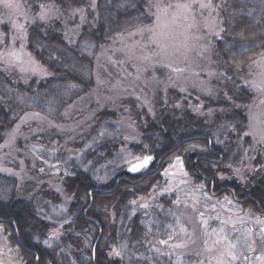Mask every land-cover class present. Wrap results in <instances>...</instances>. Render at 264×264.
Listing matches in <instances>:
<instances>
[{
  "label": "rangeland",
  "instance_id": "rangeland-1",
  "mask_svg": "<svg viewBox=\"0 0 264 264\" xmlns=\"http://www.w3.org/2000/svg\"><path fill=\"white\" fill-rule=\"evenodd\" d=\"M16 2L21 5L19 13L0 4V21H2L0 28L8 26L11 37L17 34L13 27L14 23L23 24L27 34L26 23H32L30 20L35 21L34 18L38 16L28 13L27 0H16ZM170 2L176 3L180 0H170ZM213 2L217 6L214 17L224 31L219 37L212 36L205 28L196 33L211 42L212 47L206 53L207 58L198 55L197 50L188 52L187 59L177 52L170 60L163 61V64L172 63L173 68H180L183 71L174 72L163 64H157L154 69L149 68L144 72L140 79H135L136 70L132 64L138 62L129 61L120 49L140 40V37L123 35L109 47L102 48L93 62V73L96 78L94 91L77 99L59 115L56 111L49 110L28 113H40L41 116L62 124L65 128L64 133L56 129H47L38 134L35 130L41 126V121L33 118L25 121L24 118L28 114L17 124L20 125L19 131H15L16 125L8 133L0 147V172L6 178L12 179L14 194L25 198L29 202L25 205L34 212V224L39 226V229L32 238L41 250V264H94L92 252L100 231L102 237L95 256L99 260V257L109 255L110 258L105 260L107 264L111 262L112 264H119L118 262L120 264H216L215 257L218 252L215 249L208 250L209 243L215 239V236L210 238L205 235L201 218L191 207L190 197L184 196V191L196 185H203V192L211 198L205 204L201 196V203L197 205V208L204 212V219L208 220V232L221 226V221L215 218L217 215L221 220L229 217L235 220L240 216L244 218L245 223H237L236 229L252 228L258 236L260 225L256 224L255 217L264 218V212L258 210L259 205H257L258 209L245 204L241 206L232 199L231 194L213 196L209 191L213 183L204 180L207 176L200 174L203 181H196V178L188 173L183 155L189 152L198 153L199 156L209 155L211 150L209 141L205 139L206 136L202 138L208 141V149L191 142L186 145L183 153L168 159L166 157L154 181H150L146 194L135 193L134 197L128 198L129 202L126 201L127 203L120 207H116V204L109 209L100 207L96 212L100 213L99 217L105 229L95 220L90 224L82 221L83 217L86 220L92 219L89 217L92 208L87 216H84L90 203L86 209L85 204L76 208L64 187L65 179L79 172L89 176L96 187H106L115 182L116 186L118 175L130 168L128 161L135 164L137 163L135 157L147 156L141 154L143 142L138 131L140 119L144 116L142 114L151 117L159 114L169 116L174 114L175 109L179 117L184 116L185 110L191 111L212 128L209 136L212 149L223 156L222 165L211 164L214 170L221 168L214 177L222 176L224 181L233 182L237 179L242 182L251 176H258L264 186V144L257 143L264 135V103H261L264 101V95L244 83V80L259 79L261 69L252 63L253 60H258L259 56L245 64L240 62V68L233 70V77L225 78L222 73V63L217 61L214 55L219 49L218 42L224 41L225 22L228 20L226 0H213ZM48 7L53 8V14L47 21L62 19L64 23L72 24L79 18V23L72 25L76 28L81 27L80 24L84 19L81 20V13L78 11L63 15L57 7L53 5ZM204 15H208L207 10H204ZM196 16L197 21L200 22L202 17L199 10L196 11ZM9 17L12 19L9 20ZM181 39L182 37L178 36L176 43L179 44ZM221 47L225 53L233 50V47L225 42ZM13 49L22 54L23 63L14 62L10 65L0 62V64L8 69H15L20 75L27 77L42 79L48 75L42 74L39 70L33 71L36 65L44 67L28 50L27 36L24 40H17L15 44L10 41L9 47L0 52V61L7 60L9 50ZM153 50H155L154 46L149 44L147 51ZM28 54L35 64L29 63ZM231 64L234 67V63ZM228 65L230 66V63ZM209 70L214 75L209 76ZM182 88L185 90L182 91ZM230 89L235 94H230ZM235 109H241L245 117L242 133H240L242 130L237 128L236 120H230L229 117ZM103 111L107 112L106 117L97 123L98 115ZM229 125L235 126L236 132H232L231 127L225 128ZM104 130L111 135L105 134L101 137L99 134ZM14 131L12 141L4 146L9 141V135ZM244 133L251 134L244 135ZM192 140L195 138L189 141ZM180 143L171 150L177 148ZM32 145H36L37 149L43 146L44 150L34 152ZM54 149L55 154L50 155ZM176 157L180 158L183 170L188 173L187 177L182 176L175 167ZM45 160L48 163H45ZM158 161L155 158L151 160L153 171ZM41 168L44 169L43 172L40 171ZM237 169L240 170L239 174ZM98 176L103 179H97ZM182 180L188 183H181ZM168 188L172 191H165ZM6 191L10 192L5 188L1 193ZM197 195L201 194L197 193ZM141 197L146 198L144 202L149 204L147 209L141 206ZM178 197L183 201L180 205L175 203ZM225 197L232 203L228 204ZM133 200L138 203L132 204ZM160 205H163L164 210H161ZM249 212L252 216L246 215ZM105 214H109L110 219H104ZM66 220L69 223H65ZM182 227L186 231L182 232ZM4 228L2 226L0 230L1 246L5 244V237L10 235ZM56 229H59V236L52 237L51 234ZM225 231L233 241L240 236V232L233 229L231 224L226 226ZM45 240H49L51 246L45 244ZM162 240L167 243H159ZM181 243H186L187 246L175 247ZM5 245L13 250L14 245L11 243ZM99 247L101 252L97 254ZM114 250L121 251V256L113 255ZM14 251L18 254L12 255L13 261L18 264H25L26 261L29 263L26 257L20 254L21 251L17 246ZM260 252L261 249L257 246V251L246 253L247 261L241 260L238 264H253ZM96 258L94 260L97 263ZM29 260V264L31 260L34 263L33 256L29 257ZM256 264L259 262L256 261Z\"/></svg>",
  "mask_w": 264,
  "mask_h": 264
},
{
  "label": "trees",
  "instance_id": "trees-1",
  "mask_svg": "<svg viewBox=\"0 0 264 264\" xmlns=\"http://www.w3.org/2000/svg\"><path fill=\"white\" fill-rule=\"evenodd\" d=\"M27 3V11L33 16L38 15L40 4H46L57 7L63 15H69L74 12V9H83L84 20L80 28L72 25L79 23V18L72 24L64 23L62 19L47 22L35 19V21L30 20L32 23H26L27 48L47 70L48 75L42 79L27 77L20 75L15 69H8L0 64V146L5 142L8 133L26 114L34 111L44 112L51 108L59 115L77 99L94 91L96 78L93 73V62L99 51L109 47L121 37V34L126 35L134 31L137 20L153 23L150 11L154 10L149 9L148 0H27ZM226 8L228 20L226 21L225 16L224 41L218 42L219 49L214 58L222 63L223 75L231 78L235 69L231 64L234 63V58L245 64L258 57L260 53H264V0H226ZM0 33H5L7 37L5 45H0L1 52L10 45L11 30L8 26H3L0 28ZM224 42L233 47L231 52L225 53L222 50L221 46ZM85 44H91L93 47L85 50ZM73 85L75 87H72ZM229 93H233L232 89ZM106 113V111L99 113L97 123L103 121ZM142 116L144 118L140 119L138 130L143 142L142 155H150L157 161L184 140L187 142L169 157L183 153L186 145L191 142L208 149V141L202 137H209L212 128L191 111L185 110L184 116L181 117L177 109L174 110L173 115L169 116L164 114L155 117L147 114ZM229 117L230 120H236L237 128H240L242 133L245 117L241 109L233 110ZM191 138L195 140L189 141ZM210 155L211 153L202 157ZM183 156L188 173L195 177L196 181L201 180L202 177L197 176L194 167V161L201 156L193 152L185 153ZM220 165L222 163L217 164V166ZM197 170L199 174L212 178L217 188L221 186L232 188L237 198L247 200L245 205L253 206L255 209H258L257 205H259L264 209V186L257 178L258 176H251L242 182L237 179L233 182H222L220 176L214 177L217 170H214L205 160L197 162ZM157 174L158 172L146 176L137 184L122 181L112 193L102 194L95 191L93 207L89 212V217L92 219L86 220L83 217L82 221L90 224L92 220H95L105 229L99 217L100 213L97 214L96 211L100 207L109 209L114 204L120 207L129 202L128 198L134 197L135 193L146 194L150 181H154ZM122 177L134 178L128 171L118 175V179ZM5 178L0 172V225L5 227L7 233H10L5 237L4 242L7 245L10 243L14 245L13 250L17 246L30 263L31 256L26 253V249H33L41 254V250L32 238L39 226L34 224L33 210L25 205L29 202L23 197L16 196L12 190L14 186L12 179ZM115 183L99 188L89 176L79 172L66 178L64 187L70 194L73 205L78 208L85 204L86 209L90 203L89 194L92 190H111L115 188ZM5 188L10 192L1 193V190ZM103 218L110 219V216L105 214ZM1 219H11L15 223L20 243L14 234L12 223L1 221ZM5 244L3 245L6 246ZM100 248L97 254H100ZM96 260L99 264V260L97 258ZM31 264H34L32 260Z\"/></svg>",
  "mask_w": 264,
  "mask_h": 264
},
{
  "label": "snow or ice",
  "instance_id": "snow-or-ice-1",
  "mask_svg": "<svg viewBox=\"0 0 264 264\" xmlns=\"http://www.w3.org/2000/svg\"><path fill=\"white\" fill-rule=\"evenodd\" d=\"M149 9H154L155 11H150V15L155 18L154 23H143L137 20V24L134 27V31L128 33V36L135 37L139 36L140 40L135 41L131 45H127L125 48L120 49L127 57L129 61H136L138 63H133L132 66L136 70V77L135 79H140L144 72H147L149 68H153L157 64H163V61L170 60L171 57L179 52L185 59H187V54L190 51L197 50L198 55L202 58H207L206 53L211 50V42L205 40L203 35H197L196 33L200 32L202 28L207 29V32L212 36L219 37L221 32L224 29L220 26L217 22V19L214 17V13L217 11V6L214 4L213 0H180V2L171 3L170 0H148ZM0 4H3L6 8L14 10L16 13H19L21 5L16 2V0H0ZM40 12L38 16L34 19L47 21L50 15L53 14V8H49L46 4H40ZM200 11V15L202 20L200 22L197 21L196 11ZM204 10L208 11V15H204ZM81 13V20L84 19V10L83 9H74ZM12 18L9 17V20ZM2 22V21H0ZM14 29L16 30V35L11 37V42L15 44L17 40H24L26 39V31L23 24L14 23ZM123 36V34H121ZM180 36L182 39L180 40L179 44L176 43L177 37ZM7 40L5 33H0V45H5ZM146 41V43H144ZM203 41V43H201ZM153 45V51H147L148 45ZM85 50L93 47L91 44H85ZM29 55V63L35 64L34 61L31 60V55ZM7 60L0 61L6 62L8 64H13L14 62L23 63L22 54L18 53L17 51L9 50L7 54ZM115 63V61H113ZM252 63L256 64L260 69L259 79L258 80H244V83L251 88L256 89L262 95H264V53L259 54L258 60H253ZM163 66L172 69L174 72H181L183 71L180 68H173L172 63L163 64ZM234 67L239 69L240 68V61L235 60L234 58ZM39 70L42 74H47V70L42 68L39 65H36L33 68V71ZM208 75L212 76L214 73L209 70ZM227 79V77H225ZM175 86V85H173ZM72 87H75L73 85ZM184 91L185 89H181ZM209 94H211V90H209ZM230 99V97H229ZM264 103V101H261ZM49 111L51 112L52 109L50 108ZM29 118L38 119L41 121V126L38 127L35 131L39 134L40 132L46 131L47 129H56L60 133L65 132V128L62 124H58L55 121L48 119L46 116H41L40 113H31L25 116L24 120L26 121ZM46 125V127H45ZM231 127L232 132H236L235 126H225ZM20 125H17L15 131H19ZM15 131L9 135V141L6 142V145L12 141ZM105 134L111 135V133H106V130L100 132V136H104ZM251 133H244V135H250ZM219 142V140H217ZM257 143L264 144V135L260 137ZM2 147V146H0ZM91 147V145L89 146ZM195 147V146H192ZM32 150L36 151H43V146L40 149H37L36 145H32ZM55 149L50 153V155L55 154ZM137 163L133 164L131 161H128L130 171H139L142 168L146 167L153 157L150 155L143 156V157H135L134 158ZM177 164L175 165L176 168L179 169L180 174L182 176L187 177L188 173L183 170V164L180 161L179 157H176ZM48 163L47 160L44 161ZM41 172L44 171L43 168L40 169ZM239 174L240 170H236ZM175 174V173H174ZM97 179H103L102 177H97ZM181 183L187 184L188 182L182 180ZM165 191H172L171 188L165 189ZM183 191V190H182ZM200 193L201 195H197ZM185 197H190L192 203L191 207L196 210L197 214L200 216L201 224L204 226L205 235L215 236L214 240H211V243L205 241V243H209L208 250L211 251L215 249L218 252V255L215 257L216 264H238L239 261L248 260V256L246 253L248 252H255L257 251V246L261 249L260 255L255 257V261L253 264H256V261L259 264H264V218L255 217L256 224L260 225L259 234L256 235V232L252 228H245V229H236L237 223H245L243 217L237 216L235 220L231 217L221 220V217L217 215L215 218L221 221V226L218 229H212L211 232H208V220L204 219V212L200 211L197 208V205L201 203V196L205 204L211 199L207 193L203 192V185H196L192 186L190 190L184 191ZM146 201L145 197L140 198L141 206L145 209L149 207V204ZM225 201L228 204H231V201H228V198L225 197ZM183 201L178 197L175 201L177 205H180ZM132 204H137L138 202L133 200L131 201ZM217 203H220L217 201ZM161 210L163 209V205L159 206ZM224 207V205H221ZM213 209H215V205H213ZM170 211V210H169ZM246 215L252 216V213L249 212ZM65 223H69V221H65ZM231 224L232 228L240 232V236L233 241L229 238L228 234L225 231L227 225ZM63 225H61L62 227ZM0 230H2V226H0ZM181 231L184 232L186 229L183 227ZM52 237L59 236V229H56L52 234ZM45 244L51 246L49 240L44 241ZM159 243L166 244L167 241H159ZM186 243H181L175 245V247H186ZM218 246V247H217ZM115 256H121V251L114 250L112 253ZM198 255V254H197ZM0 264H3L0 261Z\"/></svg>",
  "mask_w": 264,
  "mask_h": 264
},
{
  "label": "flooded vegetation",
  "instance_id": "flooded-vegetation-1",
  "mask_svg": "<svg viewBox=\"0 0 264 264\" xmlns=\"http://www.w3.org/2000/svg\"><path fill=\"white\" fill-rule=\"evenodd\" d=\"M213 150H215V149H213ZM209 152L211 153V155L210 156H206L205 157V161L209 162L210 164H215V165L222 163V162L219 163V156L218 155L213 153L212 150L209 151ZM194 166H195V169H196V174H197V176H199L200 174L198 173V170L196 168V162L194 163ZM152 171H153V163L150 162L148 168L144 167L141 170L137 171L135 174L131 175L132 177H134L133 179L125 178L124 181H127L130 184H137V183H139L140 181L143 180V177L145 176V174H146V176L151 175L153 173ZM220 179L222 180V182L224 181L223 177H220ZM204 180H206L207 182L211 181V183H213V188H212V186L209 187V191H210L211 195L217 197V196H225L227 194H231V197H232L233 200L237 201L241 206H244V204L242 203L244 200L237 198L235 196V192L233 191L232 188L224 187V186H221V187L217 188L215 186V183L213 182L212 178H210V177L204 178ZM211 188H212V190H211ZM259 208H260V206H259ZM258 210H260V212H264V210L262 208H260ZM26 253L33 256L34 264H36V262H37V257L39 259L38 260V264H41V257H40V254L37 251H35L33 249H26ZM13 254H18V253L16 251L12 250V249L7 248L4 245L3 246L0 245V261H2L3 264H18L17 262L12 260L13 259V257H12ZM20 254H22V253L20 252ZM95 258H96V256H95ZM106 258L109 259L110 256L109 255L108 256L104 255L103 257H99L100 264H107V263H105ZM22 259L25 261L24 258H22ZM25 264H27V263L25 262ZM95 264H97V263L95 262ZM111 264H112V262H111Z\"/></svg>",
  "mask_w": 264,
  "mask_h": 264
},
{
  "label": "water",
  "instance_id": "water-1",
  "mask_svg": "<svg viewBox=\"0 0 264 264\" xmlns=\"http://www.w3.org/2000/svg\"><path fill=\"white\" fill-rule=\"evenodd\" d=\"M205 139H207V140L209 141V149L212 150L213 153H215L216 155L219 156V158H220V159H219V163L222 162V161H223V156H222L220 153H218V152H216V151H214V150L212 149V142H211V140H210L208 137H205ZM184 142H185V141L181 142V143L178 145V147L181 146ZM178 147H177V148H178ZM177 148H175V149H173V150H170V151H168L167 153H165V154L159 159V161H158V163H157V167H156V169H155L153 172H157V171H159V169H160V167H161V164H162L163 160H164L166 157H168L170 154H172ZM148 166H149V164L146 166V168H148ZM128 171H129L130 173H132V174H134V173L137 172V171L134 172V171H130V170H128ZM123 180H124V178L119 179V180L117 181V184H116L115 188H113V189H111V190H103V189L92 190V191L90 192V198H91L90 205H89L88 208L85 210V212H84V216H87L88 211L93 207L92 193H94L95 191H98V192H100V193H102V194L112 193V192H113V191L119 186V184H120ZM212 188H213V187H212ZM1 221L10 222V223L13 224L14 234H15V236H16L18 242H20L18 229H17L15 223H14L11 219H6V220H2V219H1ZM96 225L99 227V224H98V223H96ZM101 237H102V232L100 231V234H99V236H98V239H97V241H96V243H95V246H94V248H93V252H92V254H93V262H94V264H95V260H94V258H95V254H96V248H97V245L99 244V242H100V240H101ZM36 264H38V257H37V262H36Z\"/></svg>",
  "mask_w": 264,
  "mask_h": 264
},
{
  "label": "bare ground",
  "instance_id": "bare-ground-1",
  "mask_svg": "<svg viewBox=\"0 0 264 264\" xmlns=\"http://www.w3.org/2000/svg\"><path fill=\"white\" fill-rule=\"evenodd\" d=\"M208 138H209V137H208ZM209 139H210V138H209ZM185 142H187V140H186ZM185 142H184V143H185ZM172 154H173V153H172ZM170 155H171V154H170ZM170 155H169V156H170ZM169 156H168V157H169ZM200 160H205V157H202V156H201V157H198V158L194 161V163L196 162V168H197V162L200 161ZM194 167H195V166H194ZM220 177H222V176H220ZM242 200H244V199H242ZM242 203H243V204H246V203H247V200H246V201L244 200ZM31 256H32V255H31ZM38 260H39V259H38Z\"/></svg>",
  "mask_w": 264,
  "mask_h": 264
}]
</instances>
